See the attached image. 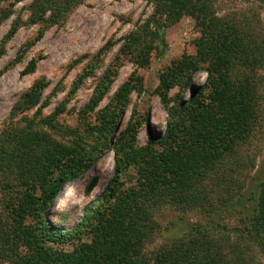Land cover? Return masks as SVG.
Masks as SVG:
<instances>
[{
    "label": "trees",
    "instance_id": "1",
    "mask_svg": "<svg viewBox=\"0 0 264 264\" xmlns=\"http://www.w3.org/2000/svg\"><path fill=\"white\" fill-rule=\"evenodd\" d=\"M20 1L0 0V24L15 13L13 2ZM149 1L154 7L152 16L128 34L123 46V52L139 57L136 61L140 66L149 64L153 50L158 56L163 54L165 23H176L188 14L202 29L195 54H183L161 73L156 93L167 111L164 137L157 140L150 134L149 143L140 147L135 126H129L114 146L116 172L106 191L89 206L76 228L62 231L43 214L60 198L66 182L80 176L106 153L108 144L103 139H110L130 92L140 84L138 76L131 77L136 85L130 87V80L116 94L113 109L99 112L100 128L61 126L57 120L59 110L39 122L26 117L27 123L17 129L14 141L2 139L0 143V174L11 177L0 184L7 214L6 218L0 217V264H247V257L255 252L264 255V180L248 197L252 203L249 213L236 209L243 227L224 230L217 236L209 229L195 228L156 251H146L159 229L155 218L159 208L170 204L182 210L207 209L206 202L210 204L213 198L212 189H206L208 179L226 185L224 202L242 203L244 207L248 179L237 180L232 170L236 163L245 164L239 148L250 137L264 100V78L258 76L264 67V29L219 17L214 0ZM83 2L33 0L30 21L46 20L49 26H60ZM43 35L41 30L25 51ZM2 53L0 49V56ZM40 60L42 57L31 59L24 75L35 73ZM80 62L73 61L70 67ZM98 64L99 60L94 66ZM92 69L84 70L73 84L74 91ZM202 69L208 74L206 84L186 102L184 93ZM109 73L106 84L99 86L102 91H97L80 112L83 121L111 87ZM45 87L44 82H38L13 113L38 106ZM174 87L179 91L170 96ZM136 123L140 124L138 120ZM158 142L162 151L154 147ZM130 166L137 168L138 180L127 189L122 176ZM96 184L95 180L89 184V192ZM84 235H90L91 241H84ZM69 243L72 251L66 250Z\"/></svg>",
    "mask_w": 264,
    "mask_h": 264
},
{
    "label": "rangeland",
    "instance_id": "2",
    "mask_svg": "<svg viewBox=\"0 0 264 264\" xmlns=\"http://www.w3.org/2000/svg\"><path fill=\"white\" fill-rule=\"evenodd\" d=\"M32 2L33 0L13 2L15 13L0 24V49L3 52L0 56V143L2 139L12 143L19 127L27 123L26 117L35 118L39 122L41 118H46L57 110V120L61 126L86 129L87 125H90L100 128L102 121L99 112L107 107L110 110L115 107L116 94L130 82L133 74L138 76L140 83L130 92L123 113L117 116L110 139H103L108 144L106 153L80 176L62 186V190L71 192L73 198L68 202L64 201L61 192L60 198L55 200L54 204L63 202L65 206L54 211L53 201L43 214L45 220L55 224L60 230L70 231L76 228L89 206L106 191L113 179L116 172L114 146L129 126H135L136 143L140 147L149 143L150 134L157 140L164 137L167 111L161 97L156 93L161 73L183 54H195V44L201 39L202 29L188 14L183 15L176 23H165L163 32L166 44L163 54L158 56L157 51L153 50L149 64L142 67L136 61L139 57L123 52V46L128 34L152 16L154 7L149 0H84L60 26H49L50 21L46 20L42 23L30 21L33 15ZM214 3V10L219 17L235 20L236 23L250 22L253 27L264 29V0H214ZM9 4L3 5L6 7L10 6ZM46 16L51 15L48 13ZM41 30H44V35L25 51L27 44L38 37ZM40 57L42 60L38 63L36 72L24 75L23 71L28 62ZM17 59L19 61L11 65ZM78 60L81 61L79 65L71 68L72 62ZM97 60L99 64L94 66ZM87 67L93 69L74 91L73 84L84 74ZM113 69L117 72L109 73ZM203 72L206 71L202 69L194 75L193 82L186 90L189 95L186 102L191 99L195 90L206 84L207 79L204 84L194 81ZM108 73L112 80L111 87L104 91L105 95L97 109L83 121L80 112L94 99L97 91H102H99V86L106 84L105 76ZM258 76L264 78V67L258 72ZM40 81L44 82L46 87L39 105L30 110L19 109L14 114L13 111L23 96ZM262 81L264 86V80ZM130 83V87L137 84L133 80ZM261 89L264 90V87ZM178 91L179 87H174L170 96H176ZM40 107L41 111L37 112ZM258 113L260 114L256 117L250 137L245 139L239 148V155L245 164L236 163L232 170L237 180L248 179L247 188L244 190V207L242 203L234 205L224 202L227 196L226 185H218L213 179H208L206 189H212L213 198L210 204L206 202L207 209L182 210L165 204L156 211L155 218L159 229L147 244V252L156 251L174 240L183 238L195 228L209 229L217 236L223 235L224 230L243 227L241 216L236 213V209L249 213L252 203L248 197L264 180V100L258 108ZM154 145L159 151L163 150L159 142ZM6 178L11 177L1 173L0 184ZM94 180L97 184L89 192L88 186ZM137 180V168L126 167L122 176L124 188L135 186ZM2 196L0 194V217L3 219L7 214L4 212ZM31 221L33 222V219ZM83 239L91 241L90 235H84ZM65 247L68 251L73 250L72 243ZM3 264L12 263L8 261ZM247 264H264V255L255 252L253 256L247 257Z\"/></svg>",
    "mask_w": 264,
    "mask_h": 264
},
{
    "label": "bare ground",
    "instance_id": "3",
    "mask_svg": "<svg viewBox=\"0 0 264 264\" xmlns=\"http://www.w3.org/2000/svg\"><path fill=\"white\" fill-rule=\"evenodd\" d=\"M62 199H64V201H69L73 198L72 193L64 190L63 191V195L61 196ZM57 205V206H56ZM65 206V204L63 202H59L58 204H54V211L56 210H60Z\"/></svg>",
    "mask_w": 264,
    "mask_h": 264
},
{
    "label": "clouds",
    "instance_id": "4",
    "mask_svg": "<svg viewBox=\"0 0 264 264\" xmlns=\"http://www.w3.org/2000/svg\"><path fill=\"white\" fill-rule=\"evenodd\" d=\"M207 75L208 74L206 72L200 73L198 79H195L194 81L199 83V84H204L206 79H207ZM183 98L185 100H188L189 99V95L187 93H185ZM62 193H63V191H62Z\"/></svg>",
    "mask_w": 264,
    "mask_h": 264
},
{
    "label": "water",
    "instance_id": "5",
    "mask_svg": "<svg viewBox=\"0 0 264 264\" xmlns=\"http://www.w3.org/2000/svg\"><path fill=\"white\" fill-rule=\"evenodd\" d=\"M55 203V201L53 202V204Z\"/></svg>",
    "mask_w": 264,
    "mask_h": 264
}]
</instances>
